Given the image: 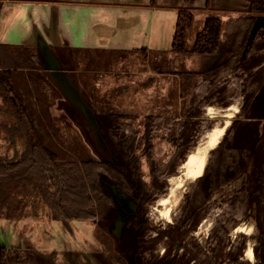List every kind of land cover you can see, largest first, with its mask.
Wrapping results in <instances>:
<instances>
[{
	"label": "trees",
	"instance_id": "trees-1",
	"mask_svg": "<svg viewBox=\"0 0 264 264\" xmlns=\"http://www.w3.org/2000/svg\"><path fill=\"white\" fill-rule=\"evenodd\" d=\"M241 1L249 5V15L233 17L226 23L218 17L207 18L192 48L188 47L187 39L194 26V14L189 9L179 12L174 52L211 56L218 52L225 38L229 57L205 72L183 74L182 97L193 102L184 110L183 119H165L168 141L173 147L167 163L155 158L152 128L158 119L148 116L141 134L133 127L131 116L116 112H100L97 116L114 160H59L27 118L25 105L12 85L14 71L0 62V96L28 129L27 147L21 156L13 159L0 156V215L5 214L4 207L6 212L11 209L12 213L13 209V216L19 214L27 201H11L12 191H24L31 184L33 190L41 193L43 206L54 220L97 221L111 232L123 208L122 199L110 190L116 188L137 207L136 214L125 218L127 224L118 241L119 253L136 264H250L242 260L247 248L245 236L237 247L227 250L230 223L237 217L246 219L250 215L259 233L254 248L257 264H264V26L254 38L251 36L255 21L264 16V0ZM3 2L0 0V13ZM151 2L157 4V0ZM186 2L193 4L196 0ZM1 48H6L7 55L12 51L19 57L15 50L22 52L28 62L21 69L42 70V62L31 45L0 44ZM230 77L239 88L233 97L244 100L237 119L228 127L218 147L211 151L204 175L186 193L181 217L169 224L158 238H149L153 231L148 219L150 207L159 196L168 193L169 178L181 173L188 156L214 127L206 117V109L216 104L228 109L233 104L226 96L228 84H221L230 82ZM194 90L201 91L196 98H193ZM206 123L209 125L204 126ZM143 158L149 163L150 182L143 175ZM242 179L241 185L232 188ZM219 195H223L229 211L217 222L207 247L203 248L192 233L208 217L212 202ZM158 240H165L167 247L159 259L154 254ZM178 243L183 253H174ZM7 258L8 248L0 245V264H7Z\"/></svg>",
	"mask_w": 264,
	"mask_h": 264
},
{
	"label": "rangeland",
	"instance_id": "rangeland-1",
	"mask_svg": "<svg viewBox=\"0 0 264 264\" xmlns=\"http://www.w3.org/2000/svg\"><path fill=\"white\" fill-rule=\"evenodd\" d=\"M218 2L219 0H211L206 6V0H197L196 5L190 9L194 14L195 21L193 28L188 32L187 44L189 48L195 44L197 35L203 30L207 18L218 17L226 23L233 17L250 14L249 5L243 1L238 3L236 8L231 6L227 9L220 6ZM227 49V40L223 38L218 52L214 55L185 53V55L181 56L183 62L182 71L203 72L215 68L228 59ZM15 51L19 54V57L12 54V51L7 55L6 48H1L0 62L5 67H9L14 71L12 85L15 93L25 105L27 118H29L35 127L44 145L55 152L59 156V160L81 162L93 158H109L106 151L102 149L100 151L97 148L98 145L94 141L93 134L84 127V124L82 125L80 115L60 90L50 82L47 75H44L40 71L21 69L28 60L19 49ZM95 57L99 60L95 63L99 65V68L107 67L108 61L104 57ZM74 66H76L78 74L73 71L70 73L81 83L84 92L87 93L98 114L100 112H116L129 115L131 116L133 127L141 134L144 133L146 118L148 116L158 119L152 128L155 158L158 162H169L173 154V147L168 141L165 119H183L184 110L193 102V99H191L192 101H187L181 97V100L178 94L175 95L173 92L175 88L169 78L166 80L162 79V81L148 79L145 82L146 86L141 89L139 104H135L134 102L114 103V105H110L109 103L100 104L97 102V98L96 100L94 99V95L88 83L83 79V75L78 71L76 63L72 65V67ZM123 78L118 76V74L104 73L99 79V83L102 86L100 90L103 93L110 92L109 99L113 101L119 100L117 92L111 91L115 87H111L110 84L121 83ZM229 79L230 82L223 81L221 83L222 85L225 82L228 84L226 96L228 101L230 100L233 103L228 109L234 104H239L241 111L244 100L240 97H233L239 88L235 84V79L232 77ZM200 82V80L197 81V84H200ZM170 91L171 93H169ZM200 92V90H194L192 93L193 98H196ZM212 106H215L220 113L228 110L217 104ZM208 108L206 109V117H209L214 125L220 120H225L223 116L210 118ZM239 112L231 120V124L237 119ZM208 125L206 123L204 126ZM27 134V125L24 122L23 124L21 123L15 114V110L13 111L4 101L3 96H0V156L9 159L21 156L27 147ZM206 134L202 137L200 143ZM195 151L196 148L193 152ZM210 157L211 152L209 159ZM182 166L181 173L178 176H183L184 168ZM142 168L144 178L150 182L149 163L146 158L142 159ZM172 177L168 180L169 185H171L170 179ZM195 182L196 180L187 186L186 192L182 194L183 199L174 210L170 221L162 214V211L166 209L162 201L168 197L170 188L167 194L157 198L148 212L150 227L153 230L149 234V238H158L161 232L168 229L169 224H174L181 217L185 195L191 190V186ZM242 182L243 179L238 181L232 188L238 187ZM28 186V189L26 187L24 191L22 189L13 190L12 193L14 194L11 198V201L14 202L27 201L25 208L20 209V213L13 216V209L12 213L11 209H8V212H6L7 207H4L5 214L0 215V245L8 248L7 264H136L132 258L119 253L117 236L114 234V231L109 232L103 223L97 221L54 220L50 216V213H48V210L43 208L41 193L33 190V185L29 184ZM110 190L119 199L123 198L118 189L110 188ZM222 196L219 195L213 200L208 217L202 221L197 231L192 233V236L198 240V243L203 248L207 247L209 237L217 222L222 220L229 211L228 205L223 203ZM123 211L125 212V210ZM121 219L125 220L123 217ZM230 224V245L227 247V250L237 247L243 240V236H245L247 248L242 260L250 264H257L258 259L256 256L253 259H249L247 256L248 249L252 248L254 250L258 245L259 233L253 216L250 215L246 219L237 217L235 222ZM241 227H245V230L242 231ZM158 241L154 248V254L159 259L165 254L167 247L165 240ZM178 245L179 250H177ZM183 251L181 243H178L174 253H183ZM191 264H195V262Z\"/></svg>",
	"mask_w": 264,
	"mask_h": 264
},
{
	"label": "crops",
	"instance_id": "crops-1",
	"mask_svg": "<svg viewBox=\"0 0 264 264\" xmlns=\"http://www.w3.org/2000/svg\"><path fill=\"white\" fill-rule=\"evenodd\" d=\"M196 3L197 0L193 4L186 0H157L155 5L151 0H4L0 44L34 46L45 39L67 72H77L76 66L72 67L76 63L100 104H139L141 89L148 79L169 78L173 92L181 99L183 74L189 71H182L181 56L185 54L173 51L174 39L180 10H190ZM238 3L241 1L218 2L225 9L236 8ZM95 56L104 57L107 67L99 68ZM34 71L44 74L43 68ZM108 72L124 77L121 83L110 84L119 100L109 99L110 92L100 90L99 79Z\"/></svg>",
	"mask_w": 264,
	"mask_h": 264
},
{
	"label": "water",
	"instance_id": "water-1",
	"mask_svg": "<svg viewBox=\"0 0 264 264\" xmlns=\"http://www.w3.org/2000/svg\"><path fill=\"white\" fill-rule=\"evenodd\" d=\"M263 26H264V16H260L257 18L253 26L251 33L252 38H254L257 35L259 30ZM32 47L34 48V50L36 51V55L39 57V59L42 62L44 74L47 75L48 78L56 85V87L60 90V92L64 95V97L71 103V105L74 107L76 112L80 115L82 125L84 124V127L87 130H89L91 134H93L94 141L98 145L97 148L100 151L102 149L103 151H106L108 153L109 158L103 160H114L102 136L99 121L97 118L98 112L96 111V108L92 104L91 100L88 98L87 94H85V92L79 86L78 80L74 76H71V74L64 69V66L62 65L61 61L58 59V57L56 56V54L54 53V51L52 50V48L46 42L45 39L41 38V40H39L37 44H35ZM212 131L213 129L206 134L200 145L197 146L196 152L208 146L210 133ZM215 148L210 149L208 151L209 154ZM190 156L191 155H189V157ZM188 160L186 162H188ZM185 163L182 166L183 168ZM123 201H124V205L127 204L131 207V209L134 212L137 211L136 205L132 203L128 197H124ZM121 212L125 215L123 209H121ZM121 217L122 216L120 215L116 223V227L114 229V234L117 236L118 241L121 240L124 233V229L127 224V219L122 220ZM177 250H179V245L177 246Z\"/></svg>",
	"mask_w": 264,
	"mask_h": 264
},
{
	"label": "bare ground",
	"instance_id": "bare-ground-1",
	"mask_svg": "<svg viewBox=\"0 0 264 264\" xmlns=\"http://www.w3.org/2000/svg\"><path fill=\"white\" fill-rule=\"evenodd\" d=\"M239 110V104H234L224 113H220V111L217 110L215 106H211L208 108V115H210L211 117L223 116L225 120H220L214 125L213 131L210 133L208 146L206 148L200 149L197 152L195 151L190 154V157L188 156L189 160L187 158L188 162H186L184 165L183 176H173L170 179L171 185L168 197L164 198L162 201V204L166 206V209L162 211V214L164 217L168 218L169 221L171 220V216L174 210L177 208L179 203H181L183 199L182 194L186 192L187 185L199 179L204 174L206 166L209 162L210 154L208 151L212 148L217 147L220 141L222 142L226 130L231 124V120L236 116ZM241 230L244 231L245 227H241ZM247 256L249 257V259H253V257L255 256L254 250L252 248L248 249Z\"/></svg>",
	"mask_w": 264,
	"mask_h": 264
},
{
	"label": "flooded vegetation",
	"instance_id": "flooded-vegetation-1",
	"mask_svg": "<svg viewBox=\"0 0 264 264\" xmlns=\"http://www.w3.org/2000/svg\"><path fill=\"white\" fill-rule=\"evenodd\" d=\"M114 195H115V193H114ZM122 199H124V197L122 198ZM122 202H123V205H122V209L123 210H125V212H126V214L124 215L122 212V214H121V216L125 219L126 217H127V215H129V214H136L137 213V211L136 212H134L132 209H131V207L129 206V205H124V201L122 200ZM255 255V254H254Z\"/></svg>",
	"mask_w": 264,
	"mask_h": 264
}]
</instances>
